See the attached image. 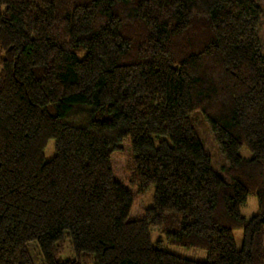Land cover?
<instances>
[{"label":"trees","instance_id":"16d2710c","mask_svg":"<svg viewBox=\"0 0 264 264\" xmlns=\"http://www.w3.org/2000/svg\"><path fill=\"white\" fill-rule=\"evenodd\" d=\"M263 20L260 0H0V264L31 243L41 264H264Z\"/></svg>","mask_w":264,"mask_h":264},{"label":"rangeland","instance_id":"374dc122","mask_svg":"<svg viewBox=\"0 0 264 264\" xmlns=\"http://www.w3.org/2000/svg\"><path fill=\"white\" fill-rule=\"evenodd\" d=\"M260 2L264 6V0H260ZM261 34L262 37L264 38V20L262 24ZM199 136L202 143L208 149V152L211 157L213 171L216 174L226 179L225 172L222 168L225 167L226 164L222 161L221 155L218 153L211 139H209V137L204 134V130L202 126L199 127ZM53 144H54L53 141H51L44 151L45 161H49L54 155ZM240 155L245 159H249L251 157V155L244 149L240 152ZM112 163H113L112 164L113 171L116 180L120 183H125L127 179V175L125 172V168L127 167L126 159L123 156L116 155L114 156ZM151 197H152V190H149L144 194L143 199L137 201L132 211V217L140 216L142 210L145 207L150 206ZM256 213H257L256 198L253 195H249L246 200V203L240 208V214L246 221H248ZM233 237L236 248L240 249L242 245V229L235 230L233 232ZM150 238L153 245H156L157 242H161L162 250L171 253L175 256L192 261H198V262H204L206 260V252L204 250L167 245L164 241L163 235L159 233L157 230H150ZM28 251L34 264H41V256H39V251L36 249L35 243L29 244ZM60 259L61 260L70 259V249L68 246L64 249V252L60 256Z\"/></svg>","mask_w":264,"mask_h":264}]
</instances>
